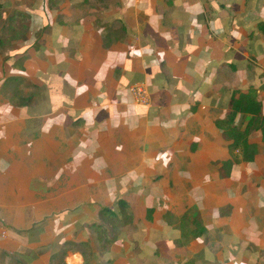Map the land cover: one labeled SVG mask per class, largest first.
<instances>
[{"label": "crops", "instance_id": "obj_1", "mask_svg": "<svg viewBox=\"0 0 264 264\" xmlns=\"http://www.w3.org/2000/svg\"><path fill=\"white\" fill-rule=\"evenodd\" d=\"M3 1L0 264H264V0Z\"/></svg>", "mask_w": 264, "mask_h": 264}, {"label": "trees", "instance_id": "obj_2", "mask_svg": "<svg viewBox=\"0 0 264 264\" xmlns=\"http://www.w3.org/2000/svg\"><path fill=\"white\" fill-rule=\"evenodd\" d=\"M232 108L233 112L241 111L251 115L248 120L246 130L250 127L258 129L261 132V138L264 141V114L262 112V105L258 100H256L254 92L248 91L247 93L239 94L238 98L233 99ZM218 124L224 128L225 136L232 139V143L230 145L231 152L241 146L243 159L251 160L256 152V149L255 145L248 143L246 130L239 131L237 128L232 126L231 122L228 121H219ZM225 164L228 165L229 163Z\"/></svg>", "mask_w": 264, "mask_h": 264}, {"label": "built area", "instance_id": "obj_3", "mask_svg": "<svg viewBox=\"0 0 264 264\" xmlns=\"http://www.w3.org/2000/svg\"><path fill=\"white\" fill-rule=\"evenodd\" d=\"M130 90L135 98V101L145 102L147 100L148 91H147V88L143 84L141 83L134 84L130 86ZM7 231L8 229L5 226L1 225L0 223V237L1 238L7 236Z\"/></svg>", "mask_w": 264, "mask_h": 264}, {"label": "rangeland", "instance_id": "obj_4", "mask_svg": "<svg viewBox=\"0 0 264 264\" xmlns=\"http://www.w3.org/2000/svg\"><path fill=\"white\" fill-rule=\"evenodd\" d=\"M6 6V4H5V1H3V0H0V34H3V33H5L6 31H8V27H7V25H6V22L3 24V21H2V16L3 15H5V16H3V18H6V16H7V13H5V12H11L10 10H12V9H8V10H6V11H3V8ZM8 19H6V21H7ZM24 19H22V21H23ZM1 24H3V26L1 25ZM2 26V27H1ZM17 32V29L15 30H13L12 32L14 33V32ZM19 32L20 33H23V29L22 28H20V30H19ZM0 45H3L2 44V42H1V40H0Z\"/></svg>", "mask_w": 264, "mask_h": 264}]
</instances>
